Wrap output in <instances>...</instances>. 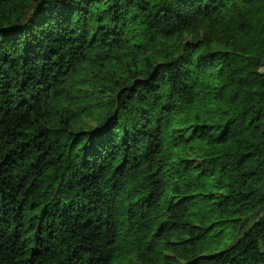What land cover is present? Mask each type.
Instances as JSON below:
<instances>
[{
	"label": "trees",
	"instance_id": "obj_1",
	"mask_svg": "<svg viewBox=\"0 0 264 264\" xmlns=\"http://www.w3.org/2000/svg\"><path fill=\"white\" fill-rule=\"evenodd\" d=\"M0 264H264V0H0Z\"/></svg>",
	"mask_w": 264,
	"mask_h": 264
},
{
	"label": "rangeland",
	"instance_id": "obj_2",
	"mask_svg": "<svg viewBox=\"0 0 264 264\" xmlns=\"http://www.w3.org/2000/svg\"><path fill=\"white\" fill-rule=\"evenodd\" d=\"M89 115H84L82 119H80L79 121V127L83 126V125H87V127H93L95 126V112L90 111L88 113Z\"/></svg>",
	"mask_w": 264,
	"mask_h": 264
}]
</instances>
